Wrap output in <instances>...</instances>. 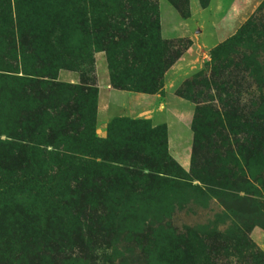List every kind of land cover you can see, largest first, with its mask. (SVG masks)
Returning a JSON list of instances; mask_svg holds the SVG:
<instances>
[{
	"label": "rangeland",
	"instance_id": "obj_1",
	"mask_svg": "<svg viewBox=\"0 0 264 264\" xmlns=\"http://www.w3.org/2000/svg\"><path fill=\"white\" fill-rule=\"evenodd\" d=\"M262 4L0 0V168L45 176L41 192L0 179V264H264ZM157 23L178 30L151 40ZM188 35L212 47L177 90L192 131L169 121L180 152L194 139L183 167L145 119L99 132L97 67L113 87L158 92Z\"/></svg>",
	"mask_w": 264,
	"mask_h": 264
},
{
	"label": "crops",
	"instance_id": "obj_2",
	"mask_svg": "<svg viewBox=\"0 0 264 264\" xmlns=\"http://www.w3.org/2000/svg\"><path fill=\"white\" fill-rule=\"evenodd\" d=\"M234 4L237 5L234 1L230 4V7L233 8ZM172 28L178 30V26H167L165 28L166 34H163L162 29L160 30L162 36L169 38L174 33V29ZM237 28L229 36L234 34ZM188 36L190 43L187 49L166 69L162 77V88L158 92L144 93L115 88L110 85L108 76L102 70L103 67L101 65L100 68L97 67V120L99 132L103 131L102 134H105L108 123L115 118L145 119L149 121L151 127L163 125L165 127V148L168 153L167 155L183 167L189 159L192 141L190 146H188L189 154L180 152L174 143L176 136L179 137V132L172 130L174 125L171 128L169 121H176L175 124L177 126L183 122L185 126L191 129L193 104L186 98L178 95L177 90L185 79L204 66L206 63V52L212 47H207L200 37L196 35H194L195 37ZM184 68L186 70L180 72Z\"/></svg>",
	"mask_w": 264,
	"mask_h": 264
},
{
	"label": "trees",
	"instance_id": "obj_3",
	"mask_svg": "<svg viewBox=\"0 0 264 264\" xmlns=\"http://www.w3.org/2000/svg\"><path fill=\"white\" fill-rule=\"evenodd\" d=\"M210 2V0H208V3ZM264 9V5L262 4V5H260L259 6V8H258V11H261V10H263ZM253 21H254V19L252 18H250V19H247L244 23H242L238 28H237V30H236V32H235V34H233V35H231V36H229V37H227L226 39H224L221 43H220V45L216 48V52H222V51H225L226 49H228L231 45H233V43L234 42H236L237 40H240V39H243V38H245V37H247L248 36V34H249V32L251 31V29H252V27H253ZM159 30H160V28H159V24L157 23V29H155L154 30V27L151 29V40H153L154 38H156L157 36H159L160 34H159ZM157 33V36L155 35ZM152 43V42H151ZM189 43H190V40H189ZM177 59V58H176ZM175 59V60H176ZM175 60L174 61H172L168 66H166L165 68H164V70H163V72H162V77H163V74H164V72L166 71V69L167 68H169L170 67V65L172 64V63H174L175 62ZM186 82V79H185V81L183 82V84ZM183 86V85H182ZM116 88V87H115ZM118 89H123V90H132V91H138V92H142V91H139L138 89H131V88H129V89H127V88H120V87H118ZM154 92H156V91H153V92H144V93H154ZM177 94H178V92H177ZM179 95V94H178ZM181 96V95H180ZM256 99H258V98H256ZM253 100V104H255V105H257L258 106V108H255V109H253V111L254 112H259L260 110H262V109H264V98H262V99H258V100ZM122 119H124V118H115V119H113L112 121H110L109 123H108V127L109 126H111L112 124H113V122H115V121H117V120H122ZM128 119V118H127ZM138 120V119H137ZM148 121V120H147ZM149 122V121H148ZM150 124V123H149ZM107 127V128H108ZM150 128L153 130H155V129H157V128H163V130H164V135H165V127L163 126V125H160V126H156V127H151V125H150ZM166 137V136H165ZM194 139L192 138V147H191V152H192V149H193V143H194V141H193ZM163 146H165V138H164V143H163ZM19 168H21V169H23V167H19ZM10 176H14V182L15 183H20V185L21 186H23L24 188H26V186H27V183H30V184H32V182L34 183V184H36V186H35V191L36 192H41L43 189H44V186L45 185H38V184H40L39 183V181H41L45 176L44 175H41V174H31V175H22L21 173H20V171H12V172H8V173H6V170L5 169H3V168H0V179L1 178H3V179H6V178H8V177H10ZM24 184H26V185H24ZM27 192H28V190H27ZM1 193V192H0ZM26 192H25V189H24V191H22L21 193H20V196L23 198L24 196V194H25ZM28 226V225H26V223L25 224H20L19 223V226ZM25 236H27V237H21V236H14L13 237V242H17L18 243V247L19 248H23V246H25V244H27L26 243V240L29 242V243H31V242H33V240L31 239V237H30V235H25ZM4 241V239L3 238H1L0 237V243L1 242H3ZM14 244V243H13ZM1 245V244H0ZM15 245V244H14ZM14 248V250H13V252H12V255H14L15 253L16 254H18L20 251H21V249H18L17 251H16V248H17V246L16 247H13Z\"/></svg>",
	"mask_w": 264,
	"mask_h": 264
}]
</instances>
